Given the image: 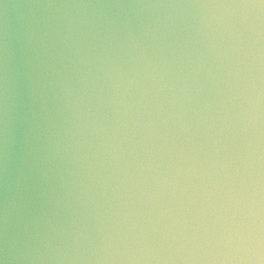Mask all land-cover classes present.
I'll list each match as a JSON object with an SVG mask.
<instances>
[{
    "label": "water",
    "instance_id": "1",
    "mask_svg": "<svg viewBox=\"0 0 264 264\" xmlns=\"http://www.w3.org/2000/svg\"><path fill=\"white\" fill-rule=\"evenodd\" d=\"M0 264H264V0H0Z\"/></svg>",
    "mask_w": 264,
    "mask_h": 264
}]
</instances>
